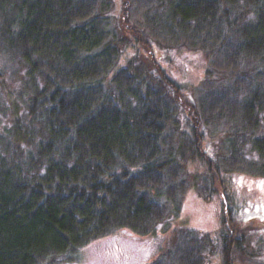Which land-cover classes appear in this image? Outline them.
<instances>
[{
    "label": "trees",
    "instance_id": "obj_1",
    "mask_svg": "<svg viewBox=\"0 0 264 264\" xmlns=\"http://www.w3.org/2000/svg\"><path fill=\"white\" fill-rule=\"evenodd\" d=\"M154 47L206 56L187 99ZM232 172L264 180V0H0V264L155 232L190 186L221 192L218 233L173 228L147 264H229Z\"/></svg>",
    "mask_w": 264,
    "mask_h": 264
},
{
    "label": "rangeland",
    "instance_id": "obj_2",
    "mask_svg": "<svg viewBox=\"0 0 264 264\" xmlns=\"http://www.w3.org/2000/svg\"><path fill=\"white\" fill-rule=\"evenodd\" d=\"M116 11H120V8H116ZM133 50L134 46L128 45L121 55L120 62L129 57ZM151 50H145L148 57ZM153 54L154 61H157L169 77L182 85L184 98L187 99L191 90L201 83L207 66L206 56L201 51L179 48H155ZM214 139L218 140V137ZM200 146L207 152L211 149L206 139ZM186 166L192 174H203L206 171L197 160L188 161ZM225 180L227 202L231 207L232 221H235L233 225L237 232L242 234L244 245L242 250L234 245L231 247L229 264H264V180L240 172L227 174ZM181 202L179 214L171 216L167 223L164 222L162 228L155 232L138 235L127 228H119L73 252L62 254L58 260L61 264H147L167 245L173 228L185 226L209 232L211 235L218 233L223 214L221 192L215 193L210 199H204L198 195L194 186H190ZM255 220L262 223L248 222L243 225L240 222ZM223 262L225 263V260L218 252L209 257L205 264Z\"/></svg>",
    "mask_w": 264,
    "mask_h": 264
}]
</instances>
